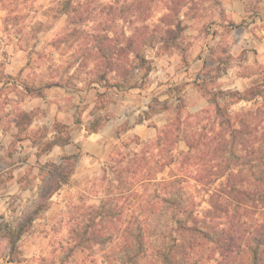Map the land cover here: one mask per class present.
Wrapping results in <instances>:
<instances>
[{
    "label": "rangeland",
    "instance_id": "rangeland-1",
    "mask_svg": "<svg viewBox=\"0 0 264 264\" xmlns=\"http://www.w3.org/2000/svg\"><path fill=\"white\" fill-rule=\"evenodd\" d=\"M65 1L0 0V264H165L169 249V264H219L210 243L176 258L175 206L155 184L182 176L188 146L174 134L156 144L179 117L193 116L189 130L206 123L195 116L210 108L201 86L243 92L236 82L249 87L264 68V0H185L180 47H141L145 65L121 49L144 26L159 39L170 0H71L66 14ZM125 79L136 87H116ZM195 171L183 176L202 212ZM45 181L60 187L40 205Z\"/></svg>",
    "mask_w": 264,
    "mask_h": 264
},
{
    "label": "trees",
    "instance_id": "trees-1",
    "mask_svg": "<svg viewBox=\"0 0 264 264\" xmlns=\"http://www.w3.org/2000/svg\"><path fill=\"white\" fill-rule=\"evenodd\" d=\"M184 1H169L170 13L164 15L157 26L160 33L162 32L159 39L153 35L154 30L150 31L149 26H144L138 30V32L143 30V33L136 32L128 38L125 49H121L122 53H126V50L130 53L134 48L137 51L135 59L140 60V65H145L147 61L139 55L141 47L157 45L158 50L162 52L179 48L178 39L181 36L182 23L178 21V16L180 9L185 5ZM70 2L71 0L65 1L66 9L63 13H71ZM134 2L136 4L133 5H139L137 0ZM123 8L122 6L118 18L125 16ZM80 21L82 18L78 17L74 22ZM109 29L110 27L105 28V34L100 36L101 45L96 46L97 53L104 50L103 41L111 42L108 37ZM98 37L92 36L96 41ZM112 50L113 48L110 49ZM115 61H119V58ZM108 65L109 67L115 65L113 59ZM138 66L134 64L131 71ZM123 84H116V87L120 89L136 87L131 86L127 79ZM201 87L208 98L210 108L195 116L199 122L206 123L201 129L195 126L189 130L184 124L190 123L188 119L193 116L189 115L185 121H181L179 117L173 130L171 125H167L160 132L156 144L159 145L162 136L166 138L174 134L178 142L184 141L188 146L187 152L182 156L180 167L182 176L175 175L174 178L164 179L155 184L169 197L163 199L164 204L175 206L172 217L173 226L176 227L178 234L174 240L177 249L175 256L183 261L191 251L195 252L198 247L210 243L213 252L211 258L219 255V264H264V68L260 69L256 78L243 92L208 90ZM222 98L232 99L233 103L230 106L245 103L250 108H243L233 114L230 107L222 106L220 102ZM179 101L182 103L181 97ZM149 108L153 109L152 106ZM23 116L28 118L26 114ZM71 158H66V162ZM187 163L196 167L193 187L198 194L204 196L203 201L208 204V208L202 212H198L194 195L187 194L188 188L192 187L189 180L183 176L188 173L191 166ZM165 168L166 164L150 168L140 184H149L148 186L154 184L156 180L154 177ZM45 182L40 205L60 187L59 184ZM155 197L160 198L159 195ZM174 197L177 199L172 200ZM156 204L157 202L152 207ZM34 217L29 216L27 221L31 222ZM166 251L164 262L169 264L172 257L168 254L170 249Z\"/></svg>",
    "mask_w": 264,
    "mask_h": 264
},
{
    "label": "crops",
    "instance_id": "crops-1",
    "mask_svg": "<svg viewBox=\"0 0 264 264\" xmlns=\"http://www.w3.org/2000/svg\"><path fill=\"white\" fill-rule=\"evenodd\" d=\"M256 47H257L256 51L258 52V54L264 55V39L262 41L258 42ZM240 80L241 81L236 82V85L239 84L238 87L240 89H243V87H244V89H246L247 87L244 86V85H246V83L243 82L242 79H240ZM234 90H237V89H234ZM238 91H240V90H238Z\"/></svg>",
    "mask_w": 264,
    "mask_h": 264
}]
</instances>
